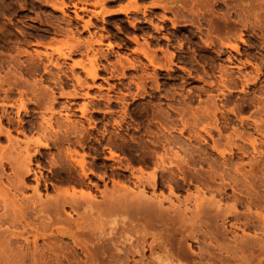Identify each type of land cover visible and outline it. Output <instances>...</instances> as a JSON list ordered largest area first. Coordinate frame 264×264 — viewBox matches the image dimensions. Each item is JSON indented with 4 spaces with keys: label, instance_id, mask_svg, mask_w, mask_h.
I'll return each mask as SVG.
<instances>
[{
    "label": "rangeland",
    "instance_id": "rangeland-1",
    "mask_svg": "<svg viewBox=\"0 0 264 264\" xmlns=\"http://www.w3.org/2000/svg\"><path fill=\"white\" fill-rule=\"evenodd\" d=\"M55 7H64L66 13ZM123 8L127 12L121 11ZM169 18L175 20L176 26ZM135 35L138 41L133 39ZM79 39L82 44H77ZM87 41H92V46ZM147 41L165 65L158 69L157 79H150L148 83L146 73L154 69L146 70ZM73 44H77L74 49ZM70 48L71 57L60 60L64 71L71 73L69 66L78 63L76 73L85 80L86 70L97 68L100 75L97 84L103 86L92 88L90 93L115 98L110 103L113 112H103L108 109V102L101 96L93 100L59 97L55 109L62 110L63 115L57 116H66L67 110L62 106L73 104L76 114L71 115L78 121L82 114L78 108L87 102V117L95 125L94 135L118 133L133 148H127L121 139L115 140L112 146L115 156L106 160L107 187L100 181L107 193L95 191L98 211L85 217L86 227L82 231L76 229L81 244L77 245L69 235H54L49 239L55 243L51 246L53 249L36 252L35 260L28 253L21 264H142V259L149 258L148 248L142 257L141 253L126 254L124 248L120 255L109 253L110 249L117 251L112 243L123 234L132 235V245L141 244L144 238H157L177 264H264V245L259 242L264 236L259 216L260 213L264 216V0H0L1 75L9 71L14 58L28 59L20 54L24 49L57 58L61 52L69 53ZM163 49L175 53L170 68ZM221 76L226 79L224 94L218 86H212V82L219 83ZM66 83L63 89L56 90L73 92L74 80ZM46 84L51 83L46 81ZM15 94L12 99L19 98ZM119 96L123 98L116 99ZM28 103L27 109L20 110L21 114L16 107L15 110L6 104L14 121L18 115L24 121H40L43 113L50 116L45 109L41 111ZM207 109L218 113L221 131ZM224 116L229 117L227 122ZM185 122L188 125L182 131ZM85 126H89L88 121ZM16 128L17 124L12 127L13 137L24 138ZM165 128L178 141L167 155L166 168L159 166L157 158L163 149L153 143ZM93 142L90 145L97 147L98 143ZM3 144L9 145L5 136L0 140V145ZM46 151L54 153L56 149ZM105 155H111L110 150L102 153V157ZM121 163L127 167L119 168ZM8 165L3 170L5 174H12V166ZM96 170L103 172V168ZM133 170H143L146 175L157 170L160 181L166 174H172L179 181L173 191L168 183L157 188L156 194L168 197L166 213L161 218L120 203L128 193L115 187L114 180L129 191L144 188L150 196L154 194L152 185L137 184ZM218 170L213 177V171ZM5 179L0 187L10 186ZM93 179L98 180L97 174ZM53 182L55 186L43 190L46 200L55 197L59 188L75 185L68 179ZM34 183L33 179L27 181L28 186ZM8 186L5 190L9 188L13 194L14 190ZM30 187L25 188L26 196L33 194ZM198 196L205 197L204 202L219 200L220 206L204 212L209 206L204 203L196 224L199 228L195 229L179 218L178 212L189 213ZM171 202L176 206L168 209ZM0 206L1 213L4 209L1 211ZM71 212L67 207V220H78L79 214ZM248 216L253 222L245 226ZM65 224L55 221L51 230L63 228ZM99 231H104V237L98 235ZM17 240L12 247H21L23 240ZM38 245L46 246L45 240L40 238ZM99 245L107 250L97 257L95 248ZM2 251L5 250L2 248ZM1 255L0 264H11L7 263L5 252Z\"/></svg>",
    "mask_w": 264,
    "mask_h": 264
},
{
    "label": "bare ground",
    "instance_id": "bare-ground-1",
    "mask_svg": "<svg viewBox=\"0 0 264 264\" xmlns=\"http://www.w3.org/2000/svg\"><path fill=\"white\" fill-rule=\"evenodd\" d=\"M156 5L157 4H155V6ZM55 8L66 13L64 7ZM122 10L127 12L126 8L121 9V11ZM170 20L174 26H176L175 20ZM85 26H89V23ZM156 27L159 28L158 25ZM198 28L201 29L200 26ZM133 39L135 41L139 40L137 35H135ZM79 40L78 43H76L82 44L81 40ZM92 41L90 42V46H92ZM98 41L99 40H97V42ZM87 43L89 42L87 41ZM77 44H73L71 48L74 49ZM90 46L87 47L91 48ZM71 48L69 53L61 52L57 58L49 53H45V56L43 57L38 50L31 51L29 49H24L23 51H20V54L28 56V59L21 61L20 59L14 58L9 71L4 75L0 74V108H2V110H0V140L2 136L7 137L9 140L8 146H4V144L0 145V184L3 186L2 182L6 178L10 186L7 184L4 186L11 187V189L14 190L13 194H11L9 192L10 190H8L9 188L7 191L5 190L6 187H0V204L3 207L1 211L4 209V211L0 213V249L3 248L5 250L2 251L0 255H3L5 252L4 256L7 263L21 264L23 260L27 258L26 256L28 253H30L33 260H35L37 257L36 252H41L45 248L53 249L51 246L55 243L50 242L52 239H50V237L58 234L69 235L77 245H80V242L82 241L79 240L80 237L78 236L76 229H81L80 231H82L83 228L86 227V220H84L85 217L91 215L93 212L97 213L98 211L95 191L107 193L105 189L101 188L100 181H104L105 186L107 187L109 165L106 163V160L115 156L112 152V146L116 144L115 140L121 139L123 145H126V147L130 149L133 148L132 144L126 143L127 138L118 133L116 136H113V134H101L95 136L93 132L95 125H93L91 120L87 117V111L89 109V104L87 102H84L80 108H78V110L82 112L81 118L78 121L74 120L71 115V113L73 115L76 114L75 107L73 108L72 106L73 104L62 106L64 110H67L66 116H57L62 113V110L55 109L59 97L93 100L101 96L108 102V109L103 110V112H113L110 108V103H112L115 98L111 96L105 97L102 94L92 96L90 93L92 88L99 87L100 89L103 86L100 84V87L97 84V79L100 77L97 68L87 69V79L85 80L76 73L78 63H73L69 66V68H71V73L64 71L61 66L62 61L60 63V60L61 58L63 60V58L68 59L71 57ZM164 52L168 56V68H170L175 61V53L168 52V50H164ZM144 56L148 61L145 65L146 70L151 68L154 69V72L146 73V82L148 83V80L150 79H157L156 76L158 75V69L165 68V65L161 63L157 50H154L151 47L149 41H147V49L144 50ZM36 59L40 60L41 63L36 61ZM34 76H38L39 78L35 80L33 79L34 81L31 82L29 79ZM69 79H72L75 82L74 91L69 93L64 91L58 92L57 90L59 88L63 89L66 86V82H68ZM88 79H91L93 83H90ZM200 79L207 83L204 77L200 76ZM244 80L248 81L249 78H245ZM46 81H49L51 86L47 85ZM158 86L159 84L156 82V88H158ZM212 86H218L219 90L224 94L223 87L226 86V79L221 76L219 83L214 84L212 82ZM15 93L19 96L18 99H15V97L12 99V95ZM2 94L3 96H1ZM120 98L123 97L119 96L116 99ZM28 102L34 105L35 108L37 107V109L41 108V111L42 108L45 109L49 112L50 116L46 117L44 113L42 114L41 112L39 113V116L42 114L40 121H24L18 115V120L14 121L11 117L12 114L10 115L8 112L9 109H7L6 104L14 109L16 107L19 114H21L20 110L23 108L27 109ZM216 109H219V107L216 106ZM207 112L211 114L210 116H213V118L216 119L215 126L221 131V122L218 118V113L216 111L212 112L210 109H207ZM62 115L63 114L60 116ZM228 120L229 117L224 116V121L227 122ZM87 121L89 123L88 127L85 126ZM122 121H124V119ZM15 124H17L16 129L18 132L25 136L24 138L19 139V137H13L11 131ZM187 125V122L183 124L184 127L182 128V131H184ZM165 130H167V132ZM29 132H33L34 134L32 133L33 135H30ZM93 141L98 143L97 147L90 145V143H94ZM153 143H155L154 145L158 148L163 149V153L159 154L157 158L158 163L160 164L159 166L166 168L168 166L167 155L173 150L172 146L175 144L177 145L178 141L175 140L171 130L165 128L164 133L157 134V139H154ZM53 148L56 149V152H50V154L48 153L49 151H46V149ZM107 149L110 150L111 155H105L102 157V153ZM90 157H92V161L89 160ZM99 161L102 163L99 164ZM6 164L12 166V174H9L8 172V175L5 174V169L3 167ZM170 164H173V160L170 161ZM119 165V168L127 167L122 163ZM97 168H103V172L98 173L96 170ZM170 168L171 171L174 170L173 167ZM45 171H48V174H46ZM213 172V177H215L219 170ZM132 173L139 186L141 184L152 185L155 189L154 194L150 196L144 188L140 191H129L124 187H120L119 182L113 179L115 187L118 189L123 188L128 193L126 195L123 194L124 196L120 203L126 206H133L151 217L161 218L166 213L165 200L168 197L163 193L156 194L157 188L163 183H168L171 191H173L175 188L174 184L178 186L179 181L175 180V177L172 174H166V176L163 175L162 180L160 181L157 170L148 175H146L143 170H133ZM95 174H97L98 180L93 179ZM32 176L33 178H31ZM31 179L35 181L34 186L30 185L32 188L27 184V181ZM65 179L72 181L75 185L70 187L67 186L64 189L59 188L57 195L53 198H47V200L43 198V190L48 191L51 186H55L53 182L54 180L64 181ZM183 181H185V178H183ZM27 187H30V189L33 190V194L30 196H26L27 194L24 192ZM27 190H29V188ZM130 195H137V197L136 199H130ZM204 198L205 197L198 196L195 205L190 209L189 213L184 210L178 212L179 218L191 223L195 229L199 228L196 224L199 223L200 208L204 203H208L209 205L203 209L204 212H211L210 207L212 206H220L219 200L210 199L207 202H204ZM175 206V203L171 202L168 209ZM67 207L71 209V214L73 212L79 214L78 220H67L68 217L65 213ZM178 207L180 208L181 206ZM188 214H190V216ZM259 216L264 228V216L261 213ZM55 221L58 223L66 222L67 224H65L63 228L59 226L51 230V225ZM122 222L125 224V221ZM252 222L253 220L248 216L243 224L245 226H250ZM99 223L101 222H98V224ZM103 233L104 231H99L98 235L104 237ZM40 238L45 240L46 246L43 247L42 245L43 248H40L39 246L41 245H38ZM17 239L23 240L21 247H12V244L15 243L14 240L16 241ZM259 242L264 245V236ZM132 244V235L129 234V236H127L126 234H123L117 237L112 243L113 249L117 251L110 249L109 253L114 256H116V254L120 255L122 254L120 252L121 248H124L126 254H129L130 252L141 253L142 257V254L145 253V249L148 248L147 251L150 252L149 258L146 261H143L142 259V264H177V260L174 256L169 254V251L157 238L152 240L144 238L141 244ZM132 246L133 250H131ZM142 247L143 249H141ZM240 249L241 246H239V251ZM106 250L105 246H97L95 248L97 257L104 255ZM56 254L58 256L61 255L58 252ZM62 256L66 257L69 261L71 260V257L69 258L65 254H62Z\"/></svg>",
    "mask_w": 264,
    "mask_h": 264
}]
</instances>
